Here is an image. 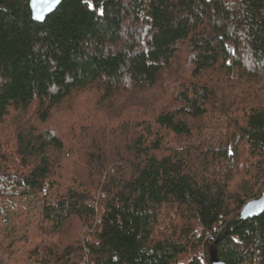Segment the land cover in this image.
I'll return each instance as SVG.
<instances>
[{
  "label": "trees",
  "instance_id": "trees-1",
  "mask_svg": "<svg viewBox=\"0 0 264 264\" xmlns=\"http://www.w3.org/2000/svg\"><path fill=\"white\" fill-rule=\"evenodd\" d=\"M28 2L0 0V199L41 197L28 259L264 264V213L239 219L264 188V0H63L41 24ZM124 94L147 103L104 121Z\"/></svg>",
  "mask_w": 264,
  "mask_h": 264
},
{
  "label": "rangeland",
  "instance_id": "rangeland-1",
  "mask_svg": "<svg viewBox=\"0 0 264 264\" xmlns=\"http://www.w3.org/2000/svg\"><path fill=\"white\" fill-rule=\"evenodd\" d=\"M90 93H78L74 96L73 100L69 101L66 106H62L59 109V120L63 118V111L76 110L90 99ZM147 96L124 94L117 101H114L107 108L110 116H104V121L113 122L115 125V119L119 114L118 111L121 107L130 103L133 106L130 110H134V107L144 105L147 102ZM140 103V104H139ZM79 106V107H78ZM91 106V104H89ZM78 107V108H77ZM74 112V113H76ZM79 115V113H76ZM113 116V117H112ZM103 118V117H101ZM90 120L97 121V115L89 118ZM66 121V120H65ZM107 122V123H108ZM5 121L4 126H6ZM67 124V123H65ZM55 125V124H54ZM259 197V196H258ZM41 204V197H24V198H11L0 199V260L1 264H34L32 259L27 257V246L39 240L35 227L39 224V209ZM197 231L200 232L201 228L197 227ZM24 246V247H23ZM9 249L7 250V248ZM204 250L199 249L198 253L201 254ZM198 254V257H199ZM189 258H184L182 264H188Z\"/></svg>",
  "mask_w": 264,
  "mask_h": 264
},
{
  "label": "water",
  "instance_id": "water-1",
  "mask_svg": "<svg viewBox=\"0 0 264 264\" xmlns=\"http://www.w3.org/2000/svg\"><path fill=\"white\" fill-rule=\"evenodd\" d=\"M63 0H59V3L51 7V10L44 8L46 0H29L28 6L31 12V20L35 23H43L45 19L51 15L62 3ZM43 10V19H37L36 14ZM264 213V188L259 195V197L246 202L239 214V219L241 221H246L254 218H258ZM210 264H224L214 252L209 253Z\"/></svg>",
  "mask_w": 264,
  "mask_h": 264
},
{
  "label": "snow or ice",
  "instance_id": "snow-or-ice-1",
  "mask_svg": "<svg viewBox=\"0 0 264 264\" xmlns=\"http://www.w3.org/2000/svg\"><path fill=\"white\" fill-rule=\"evenodd\" d=\"M57 3H59V0H46V3L44 4V8L51 10V7ZM36 18L43 19V10H41L40 12L36 14Z\"/></svg>",
  "mask_w": 264,
  "mask_h": 264
},
{
  "label": "built area",
  "instance_id": "built-area-1",
  "mask_svg": "<svg viewBox=\"0 0 264 264\" xmlns=\"http://www.w3.org/2000/svg\"><path fill=\"white\" fill-rule=\"evenodd\" d=\"M204 253L202 252L201 254H199V258H202V259H204Z\"/></svg>",
  "mask_w": 264,
  "mask_h": 264
}]
</instances>
